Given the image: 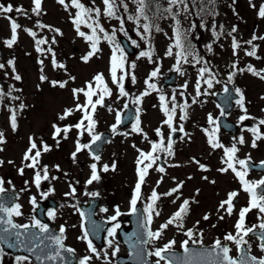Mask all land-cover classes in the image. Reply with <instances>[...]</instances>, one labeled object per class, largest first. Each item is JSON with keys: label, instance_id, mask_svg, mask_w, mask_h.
<instances>
[{"label": "rangeland", "instance_id": "1", "mask_svg": "<svg viewBox=\"0 0 264 264\" xmlns=\"http://www.w3.org/2000/svg\"><path fill=\"white\" fill-rule=\"evenodd\" d=\"M65 2L69 4L67 10L58 3V0H42L40 14L36 15L32 12L33 0H0V4L13 6L14 11L5 15L14 19L21 26L18 29L16 42L12 47H8L5 42L12 36L10 21L4 16H0V64L5 65L3 69H0V90L5 94L0 99V131L4 133L5 141L0 143V149H3L0 151V161H3V165L0 166V178L6 180L5 189L18 194L16 204L21 206L22 215L14 216L15 222L20 225L30 224L35 218V206L30 202L31 198L35 197L37 202L45 197L42 194L49 192V195L57 200L59 207L57 211L51 210L54 212V218L49 217L48 213L47 216L55 229L60 231L61 226L66 229L63 234L64 244L75 250L74 253L79 260L85 256H91L89 264H117V257L126 256L127 250L116 234L114 237L106 234L102 249L92 243L97 253L100 254L99 259L89 250L87 241L80 239L85 231L80 208L90 198L100 197L102 203L97 216L102 220L109 221V218L115 215V209L119 207L122 215L118 217L117 221H112L114 222L113 226L115 223L128 225V216L131 211L130 201L138 181L136 160L139 152L137 149L144 152L151 151L150 141L159 143L161 140V137L156 133L157 129L163 133L165 146L167 145L171 130L167 124H164L166 116L162 111L160 96L166 97L165 102L168 103L169 108L172 107L171 101L174 96L177 108L173 126L179 131L180 126L183 125L184 131L176 140L172 141L171 139L172 156L158 153V155L164 156L165 172L157 171L158 162L148 170L137 204L141 205L145 211L147 205L151 203L149 198L154 189L157 193L163 194L177 188L180 184L183 185L178 192L170 196L161 195V199L156 202L151 223H148L152 232L158 231L160 225L179 209L184 200L190 201V206L188 214L184 217L183 227L170 225L163 231L159 239H151L150 252L163 248L171 241H175V244L169 250H182L185 240L188 241V245L193 244L192 240L184 235L188 230H193L195 233L193 239L197 240L196 245L212 246L217 239H220L222 243H227L230 246L232 257L237 256L240 250L234 243L225 241L224 237L228 233L236 235L235 224L239 218V211L248 205L249 196L241 190V184L231 170L227 173L218 171V169L226 167L222 163L224 150L222 148L213 149L209 145L208 134L215 126L209 123L208 118L211 115L213 119L219 120L221 110L216 101V94L224 91V82L228 81V77L232 75L234 88L240 89L244 96L247 115L257 119L240 122L239 117L245 113L236 104L233 112L229 114V118L239 126L238 133L227 134L219 127L216 132L217 138L219 143L225 147H231L240 136H243L245 144L237 143L239 148L237 157L247 160L250 155L251 162H264V139L257 140V146L253 148L251 146L252 133L246 130L255 126L258 119H264V80L247 71L249 65H252L257 71L264 69V40H253V36L264 37V18L258 14L261 6H264V0H215L214 4L204 0L203 6L208 9V13L203 17L196 15V12L202 7L199 0L194 8L192 0H190L189 8L192 14L188 18L182 14L179 19L184 29H189L191 25L195 24L188 39L202 62L195 63L189 57L188 63L182 62L180 65L183 74L175 70V55H167L168 48L174 44V21L171 18L155 19L154 23L159 26L160 31L157 32L153 29L150 39L143 40L137 34V26L127 19L129 15H135L136 12V5L132 3V0H124L128 4V12H125L123 7H120L117 12L118 16L124 18L123 30L120 28L119 20L103 15L105 7L103 0H80L88 8L100 9L101 15L98 19L109 36H112L113 30H115L114 41L111 44L103 37V33L99 34L101 36L98 44L100 51L85 63L82 58L91 51L90 42L79 36L76 31L73 20L78 10L70 6L71 0H65ZM155 3L161 7L168 6L167 0H154L147 10L149 17H153ZM17 7L25 9L27 15L16 12ZM173 11L175 12L176 9ZM161 15L162 17L168 16L167 13ZM93 19H97V17L93 15ZM38 24L46 27H37ZM202 24L203 27H201ZM213 26H215L219 38L213 35ZM233 28L236 29L235 32H232ZM25 29L35 32V39ZM57 29L58 32L55 31ZM80 30L91 34V30L86 24H81ZM139 31L143 32V29L141 28ZM230 32L231 35H229ZM121 36L130 39L137 49V54L132 57H127L123 53L126 69L136 77L135 82L131 80V75L123 81L125 91L129 93L127 97L123 98L119 96L118 89L112 83L110 75L113 48L117 45L121 48L119 42ZM233 38L240 45L235 49V54ZM40 39L47 41L39 46L43 49L42 52L36 50L35 41ZM133 41L136 43L134 44ZM249 41L252 43L249 44ZM149 45L152 49L151 62L147 57L140 55L141 52L149 50ZM208 45H211V51H209ZM253 47H255L256 55H247L246 53L252 51ZM175 51L176 49L173 48V53ZM117 55L119 56V53ZM53 59L56 65L63 64L64 67L55 66ZM10 60L14 61L15 72H13L12 65L8 63ZM40 61L43 63L41 64ZM203 61L207 62V67L214 75L213 87L210 89L204 83L208 74H204V79L200 78L199 69L205 66ZM132 64L136 65L135 69L129 67ZM233 64L236 65V68L232 67ZM157 68H159L158 76L152 78L150 82L156 84L159 91L149 90L145 81ZM173 71L178 73L177 85L163 87L164 78ZM233 73L235 74L233 75ZM96 74H103L108 87L112 90V95L105 98V106H97L94 116L97 121L95 133L109 132L112 134V139L99 155V162L93 160L88 149L77 153L73 160L72 154L76 151L77 140L81 144L91 143V137L87 132L80 136V130L72 127L71 131L67 133L66 139L63 132L54 138L53 125L64 128L78 123L82 117V113L79 111H73L72 115L63 120L59 117L64 115L66 109L75 110L77 103H85L84 95L81 93L78 98H74L72 90L85 88L86 83L92 81ZM117 74L118 76L121 74L119 70ZM15 75H19L21 79L16 80ZM41 75L47 79L41 81ZM216 80L220 83H216ZM52 81L66 82V86L64 88L53 87ZM198 81L202 93L199 96L195 90ZM146 90L150 94L143 96L140 104L133 103L134 99L141 96ZM205 91L208 94H203ZM9 92H11L10 96ZM184 92L190 96V100L187 101V118L181 119L180 117L184 115L181 106L186 101L183 96ZM12 97H18V99H12ZM95 99L96 97H93V100ZM194 99L195 103H193ZM21 104L24 105L22 109L20 108ZM125 104H131L136 110L139 109V112L137 111L139 127L143 133L147 134L148 139H145L144 135L132 131L136 122L125 130L117 128V133L111 131V126L116 123L117 112L122 115L125 111ZM109 108L112 111H109ZM10 109L15 110L17 122L15 131L10 125L12 115ZM260 132L264 133V126H260ZM30 137L34 138L41 150L39 163L35 169L25 167V164L31 163V161L23 160L25 152L30 147ZM45 144L49 146L50 151H43ZM35 151L33 150V155H35ZM93 163H97L100 180L89 185L87 180L91 176L90 165ZM105 164L109 165L107 172L100 170ZM113 164H115L114 171L112 170ZM45 166L48 169L49 178L42 179L40 187L37 188L34 183L35 172L42 170ZM201 166L207 170H202ZM20 168H24L23 175L19 173ZM41 175H43L42 172ZM262 177L264 174L250 171L246 178L256 181ZM78 183L81 184V187L78 186ZM70 185L76 189L74 197L66 195L70 191ZM232 191L239 192V196L235 202L233 201L234 211L229 216L224 209H219V206ZM91 193L99 194L93 196L90 195ZM104 208H107L108 211H102ZM156 211L160 212L159 216L155 215ZM146 215L148 217L149 213L146 212ZM205 215H208L209 219L205 220L203 218ZM259 215L257 209L246 214L245 227L258 225L260 223ZM220 216H223L224 219H220ZM199 233H203L202 243H200ZM245 239L251 245L250 252L258 258H264V252H261L259 248L260 239L248 236ZM109 240L113 241L111 247L108 243ZM117 246L119 251L113 254ZM151 259L156 263L158 261L156 256H151ZM0 264H18V262L17 259L0 251ZM23 264L34 263L28 259ZM159 264H166V262L159 261Z\"/></svg>", "mask_w": 264, "mask_h": 264}, {"label": "snow or ice", "instance_id": "2", "mask_svg": "<svg viewBox=\"0 0 264 264\" xmlns=\"http://www.w3.org/2000/svg\"><path fill=\"white\" fill-rule=\"evenodd\" d=\"M189 2L190 0H167V7H161L158 3H155V10L153 13V17H149L147 14V10L149 9V6L154 3V0H132V3L136 5V12L135 15H129L127 17L128 20L132 21L136 26H137V34L141 36V39L143 40H149L151 37V33L153 29L155 31H160V28L157 24L154 23L155 19L159 18H171L174 21V35H173V40L174 44L168 48L167 50V55L168 56H173L175 55L176 57V68L175 70L177 72H181L180 65L181 63H188L189 62V57L192 58V60L195 63H201L202 60L201 58L196 54L195 49L191 45L188 35L192 29L195 28V24L191 25L189 29H184L179 17L183 14L185 18H188L192 14L190 8H189ZM197 0H192V7H195ZM210 4H214L215 0H208ZM58 3L63 5L65 9L69 7V4L65 2V0H58ZM199 3L202 5V7L199 9V11L196 12V15L198 17H203L208 13V9L204 7V0H199ZM41 4L42 0H33V5L34 7L32 8V12L36 15L40 14L41 11ZM104 4V12L103 15L112 18V19H117L120 22V28L123 30L124 28V18L121 16L117 15V12L120 7H123L125 12H128V4L124 2V0H103ZM71 7L77 9L78 11L76 12L75 18L73 20L74 25L76 26V31L79 36L83 37L86 41L90 42V47L91 51L87 54V56L83 57V61L86 63L90 59L91 56L95 55L98 51H100L98 44L100 43L101 36L99 35L100 33H103V37L108 40V42L111 44L114 41V36H115V30H113L112 36H109L108 33L105 31L104 27L100 24L98 17L101 15L100 9H92L86 7L84 4L80 2V0H71ZM173 9H176L174 12ZM14 11V8L11 4H8L5 6L4 4H0V16H4L5 18L9 19L10 21V30L12 33L11 39L7 40L5 43L8 47H12V45L16 42L18 38V29H20V25L11 17L6 16L5 14L12 13ZM16 12L23 13L24 15H27V12L25 9L22 7H17L15 9ZM162 13H167V17H162ZM259 16L264 18V6H261L259 9ZM93 15L97 17V19H93ZM141 21H144V23H141ZM81 24H86V26L91 30V34H86L85 32L80 30V25ZM37 27H46L45 25L38 24ZM203 27V24L201 25ZM143 29V32H140V29ZM25 31L28 32L29 35H31L34 39L36 36L35 32H32L29 29H25ZM55 31H59L58 29ZM236 29L233 28L232 32H235ZM213 35L219 38V34L216 32L215 26H213L212 29ZM62 35V33H60ZM231 35V32L229 33ZM255 39H262L264 40V37H256L253 36V40ZM36 45H37V51L42 52L43 49H41L39 46L47 43L46 40L40 39L36 40ZM55 41L53 40V43ZM135 44L136 42L133 41ZM249 44L252 42L249 41ZM209 51H211V45L207 46ZM240 45L236 42L235 38H233V49H234V54H235V49L239 48ZM173 48L176 49L175 53H173ZM51 51V49H48ZM119 53V56L117 55ZM249 56H255L256 55V50L255 47H253L252 51H249L246 53ZM143 57H147L149 61H152V49L151 45H149V50L141 52L140 54ZM54 56V53H53ZM259 58V57H257ZM10 65H12L13 72H15V67H14V61H8ZM42 64L43 61H40ZM204 67L199 69L200 72V78L204 79V74H208V78L204 79V83L207 84V87L210 89L213 87V81H214V75L211 73V70L207 67V62L203 61ZM53 64L57 67L63 68L64 65H56L55 60L53 59ZM5 67L4 64H0V69H3ZM131 69H135L136 65L132 64L129 66ZM233 68H236V65H232ZM118 70L121 73L118 76ZM243 71V70H241ZM247 71H249L252 75L258 76L260 79L264 80V74H262L261 71H257L252 65H249L247 68ZM264 71V70H262ZM159 73V68L155 69L154 71L151 72L148 80L145 81L147 85V89L149 90H155L159 91L157 89L156 84L151 83L150 81L152 78H155L158 76ZM235 73H233L234 75ZM110 75H111V81L113 84L116 85L119 96L121 98L127 97L129 93L125 91V86L123 81L131 75V80L135 82L136 77L134 74L130 73L126 67H125V58L123 55V49L117 45L115 48H113V55L111 57V68H110ZM16 80H20L21 77L19 75H15L14 77ZM71 79H75L74 77H70ZM41 81H44L47 79V77L41 75L40 77ZM232 75L228 77L229 82H232ZM216 83H220V81L216 80ZM52 86L56 87L59 86L61 88H64L66 86V82H58V81H52ZM186 87V85H185ZM196 94L197 96L201 95L202 93L200 92V83L199 81L197 82L196 85ZM73 95L74 98H78L79 94H83L84 97L86 98L85 103L80 104L77 103L75 110L73 109H66L64 112V115L60 116L59 119L63 120L67 118V116H70L73 114V111H79L82 113V117L79 120V122L73 126H66L64 128H60L56 125H53L54 128V138L57 136H60V134L63 132L64 133V138H67V133L71 131L72 127H75L76 129L80 130L79 135L83 136L85 132L91 137V143H86V144H81L79 140L76 142V151L72 154L73 160L76 158V154L88 149L90 152L92 150V146L97 144V142L102 140V135L95 133V128L97 125V121L94 118L95 113L97 111V106L103 107L105 98L106 97H111L112 95V90L108 87V84L106 83L103 74H96L93 78L92 81L86 83L85 88H80V89H73ZM225 93L228 92V88L225 87L224 89ZM236 94L238 95V99L236 100V104L240 106L242 111L245 113L241 117H239L240 122H243L248 119H257L255 117H250L247 115V108L244 107V96L241 92L240 89H235ZM150 92L146 90L144 93L141 94V96L136 97L133 101L135 104H140L143 96L149 95ZM203 94H208L207 91ZM4 93L2 90H0V99L4 97ZM8 95H11V92L8 93ZM93 97H96L95 100H93ZM12 99H18V97H12ZM160 101L162 105V111L164 115L166 116V119L164 121V124H167L169 129L171 130L170 135H169V140L167 145L165 146V142L163 139V133L160 131V129L156 130V133L158 136L161 137V140L159 143H151V151L149 152H144L139 149L137 151L139 152V156L137 157L136 164H137V176H138V181L135 185L134 189V194L133 197L130 201V213L129 214H135L137 212V201L141 197V186L145 182L146 175L148 174V170L153 167L154 164H156L157 160L160 159V155L158 153H165L168 156L173 155V144L171 141V134H174L177 131V128L173 126V120L174 116L176 113V108L177 105L175 103V97H172V107H168V103H166V97L164 95L160 96ZM193 103H195V99L193 100ZM24 107L23 104L20 105V108L22 109ZM124 108L127 109V104L124 105ZM187 101H185V104L181 106V110L184 112V115L181 116V119H186L187 118ZM12 115L10 117V125L13 131L16 130L17 128V122H16V115H15V110L10 109ZM109 111H112L111 108H109ZM139 112V109H137ZM221 115H224V112H221ZM209 123L214 125L215 127L213 128L212 132L208 134V143L213 149L217 148H222L224 150V159L222 160V163L226 165V167H223L221 169H218V171L222 173H227L229 170L235 175V177L238 179L239 183L241 184V190L245 193L248 194L249 196V201L248 205L246 207H242L239 211V218L235 224V229H236V235H233L232 233H228L225 235L224 240L225 241H230L234 243L237 248L241 251V256L239 259L233 258L229 255L231 249L227 246L222 244L220 239H217L215 241V244L213 245V250L215 251V254L218 258L219 264H264V258H257L256 256H251V255H243L244 252V245H248V251L250 252L251 250V245L248 243V240L245 239L249 235V233H255L257 228H259L262 232H264V177H262L259 180L256 181H251L248 180L246 177L248 176L249 172L251 171L252 166L250 165V155L248 159H239L237 157V153L239 152V148L237 147V143L239 145L245 144V139L243 136H240L236 143L232 144L231 147H225L221 143H219L218 138L216 137V132L219 130V124L218 121L213 119L211 115L209 116ZM87 122V123H85ZM121 123V114L117 112L116 115V123L111 126V131L113 133H117V128L119 127ZM140 121H139V116L136 118V123L133 125L132 131L136 133H140L144 135L145 139H148L147 134L143 133V130L139 127ZM260 126H264V119H258L257 123L255 126L252 128L246 129L247 131H250L252 133L253 139H252V144L251 146L255 148L257 146L256 141L264 139V133L260 132ZM180 132H183V125L180 126L179 128ZM207 132V130H205ZM124 135H127V133H124ZM4 133L0 131V143H4ZM59 143V141H57ZM135 147V145H133ZM3 149H0L2 151ZM33 150L35 151V155H33ZM43 151L47 152L50 151V148L48 145H43ZM41 156V150L38 148L34 138L30 137V147L28 150L25 152L23 160L24 161H31V163L25 164V167L28 168H33L35 169L37 164L39 163V157ZM93 160L99 162L100 156L97 154L92 155ZM145 161H148V163H145ZM11 163V161H10ZM198 163V162H197ZM3 165V161H0V166ZM143 165V167H141ZM239 166V167H238ZM261 167H264V162L261 163ZM91 168V176L87 180V184H92L94 181L99 182L100 180V175L98 172L97 168V163H93L90 165ZM202 170H207L203 166H201ZM103 172L109 171V165L105 164L102 166L100 169ZM112 170H115V164L112 165ZM157 171L164 173L165 168L164 167H158ZM41 172L43 175H41ZM20 175L24 174V168L19 169ZM48 177V169L45 166L42 170H37L35 172L34 176V183L37 188L40 187L41 180H47ZM55 178V177H54ZM204 179H207V177H204ZM162 182V181H160ZM9 183H11L9 181ZM212 183H215V181H212ZM159 184V182H158ZM158 186V185H157ZM183 185L180 184L178 185L177 188L172 189L171 191L163 194H159L155 191V189L152 191L150 200L151 203L147 205L145 208V211L149 213L147 217L148 223H151L152 220V212L154 211V206L156 205V202L161 199V195L164 196H170L173 195L174 193L178 192L180 188H182ZM5 192L4 188V180L0 178V195H2ZM76 189L70 185V191L66 193L67 196H75ZM99 193H91L90 195L96 196ZM198 194V193H197ZM46 196L47 194H42ZM239 196V192L237 191H232L228 193V197L226 200L222 201L220 203L219 209H224L227 213V215L231 216L234 211V204L233 201ZM179 199V197H177ZM34 206L36 205V198L32 197L30 201ZM175 203V201H173ZM189 206H190V201L184 200L183 203L180 205L179 209L169 218L167 221L163 224L160 225V228L156 232L149 231L148 232V237L150 239H159L163 233L164 230H166L170 225H175L179 228L183 227V220L184 217L188 214L189 212ZM226 206V207H225ZM20 205L15 204L12 207H4L2 204H0V213L3 215H0V225L3 226L2 232L6 234V238H11L12 236H15L17 242L23 243L21 240L22 234H26L30 232V229H39L41 233H48L49 228L47 225L42 224L39 220L33 218L32 222L30 224H16L13 221L14 216H21L22 212L20 211ZM218 209V211H219ZM253 209H257L259 212L258 219L260 220V223L258 225H254L252 227H245V217L246 214L251 212ZM102 211L107 212L108 209L104 208ZM49 217L54 218V212L50 211L48 213ZM83 215V213L81 214ZM122 215L120 212L119 207L115 209V215L111 216L109 218V221H117L118 217ZM155 215L159 216L160 212L156 211ZM205 220L209 219L208 215H205L203 217ZM220 219H224L223 216H220ZM120 227L119 223H115L114 226L109 229L108 235L110 237H114L116 234L117 229ZM20 229L23 230V233L19 231ZM17 230V231H13ZM66 229L61 226L60 228V235L53 237L54 243L57 246V249L54 254H45L43 256L37 255L36 259L40 260L43 264V260H51L54 261L58 257L63 259L61 256V252H68V253H74V249L72 248H65L63 239H64V232ZM34 235V234H33ZM189 239L192 240V243L195 244L197 243V240L193 239L195 233L193 230H188L187 232L184 233ZM200 236V243H202V237L203 233H199ZM80 239L86 240L88 244L89 250L96 255V258H100V254L97 253L96 248L93 246L92 241L88 239V232L87 230L84 231L83 236L80 237ZM260 244L259 248L261 252H264V235L260 236ZM109 246L111 247L113 241L109 240ZM175 244V241L169 242L167 245H165L163 248L156 249L154 252H150L149 255L151 256H156L158 258L157 264H159V261H165L166 264H172V260L169 259L165 254L168 253L169 249L173 247ZM40 244H36V248H40ZM182 247L185 251V253L189 252L188 248V241L185 240L182 244ZM2 251V250H0ZM31 251H35V249H31ZM119 248L118 246L114 249L113 254L115 252H118ZM107 253L105 252V256ZM92 259L91 256H85L82 259L79 260V264H89V261ZM28 257H17V262L18 264H23L24 261H27Z\"/></svg>", "mask_w": 264, "mask_h": 264}, {"label": "water", "instance_id": "3", "mask_svg": "<svg viewBox=\"0 0 264 264\" xmlns=\"http://www.w3.org/2000/svg\"><path fill=\"white\" fill-rule=\"evenodd\" d=\"M123 49L128 55L134 54L136 51L133 46L130 45L128 40L124 37L121 39ZM264 74V72H263ZM176 75L173 74L165 79V85H173L175 84ZM228 87L227 93H222L217 96L220 105L223 108V111L229 112L233 108L232 99L234 98V94L231 86ZM136 118V112L132 109L131 106L128 107V110L124 114L121 126H127L131 122H133ZM220 124L223 128L236 132L237 128L229 122L225 117L220 119ZM109 135H103L102 140L97 142L92 147V150L95 154H98L102 149L104 144L108 141ZM258 170H261V167H257ZM15 201L14 194H5L0 197V204L4 207H11V205ZM100 200L99 198H95L91 201L88 206L83 207V212L85 216V221L87 224L88 231L95 243L97 245L102 246V240L105 232L107 231L109 224L107 222L100 221L96 218L95 212L97 207L99 206ZM0 215H3L0 213ZM39 220L44 221L48 224L47 219H45L44 214L39 212L37 213ZM49 225V224H48ZM3 226L0 225V245L4 249V251L12 254V255H23L29 257L34 260L36 264H42L40 260L36 259L37 255H45V254H54L57 246L54 243L53 237L59 236L60 233L55 232L52 227L49 225L48 233H41L38 229H30L29 233L22 234L21 240L23 243L17 242L15 236L11 238H6V234L2 232ZM14 232L17 230H13ZM23 233V230L20 229ZM149 229L146 225V220L144 214L141 209L138 207L137 212L130 217V229L125 230L123 227L118 229L117 234L121 238L122 242L125 244L126 248L129 251V255L127 257L119 258L120 264H153L149 259V237H148ZM34 234V235H33ZM250 236H258L264 235V232L261 230H256V232L249 233ZM36 244H40V248H36ZM66 248V247H65ZM189 252H174L168 251L165 255L172 260V264H219L218 258L213 250V247H197V246H189ZM31 249H35V251H31ZM243 255H251L244 245ZM61 258H57L54 261L51 260H43V264H77L78 259L73 253L61 252ZM241 253L239 254V259ZM253 256V255H251Z\"/></svg>", "mask_w": 264, "mask_h": 264}]
</instances>
